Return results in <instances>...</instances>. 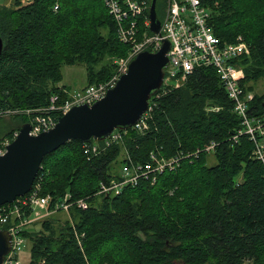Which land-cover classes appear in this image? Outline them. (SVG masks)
Segmentation results:
<instances>
[{
    "label": "trees",
    "instance_id": "16d2710c",
    "mask_svg": "<svg viewBox=\"0 0 264 264\" xmlns=\"http://www.w3.org/2000/svg\"><path fill=\"white\" fill-rule=\"evenodd\" d=\"M200 1L221 45L237 37L246 43L248 52L232 63L252 91L250 82L264 76V0ZM0 37V114L45 106L53 94L58 103L67 99L62 65H84L86 86L105 82L116 71L105 58L129 50L104 0L0 4ZM177 79L181 85L161 84L150 96L143 132L117 129L121 139L96 154L69 140L43 157L31 189L38 183L40 195L50 196L47 209L61 211L54 204L66 193L88 198V206L69 209L74 224L48 216L41 229L23 231L26 264H264V164L252 156L247 135L232 138L240 120L212 67ZM249 111L264 115V96L254 94ZM16 119L0 125V141L10 142L29 122L26 115ZM94 141L104 145L87 143ZM210 141L217 143L213 153L183 159L154 182L141 177L118 194L95 195L100 181L119 177L112 163L122 150V163L145 164L151 152L170 158Z\"/></svg>",
    "mask_w": 264,
    "mask_h": 264
},
{
    "label": "built area",
    "instance_id": "2783aa9c",
    "mask_svg": "<svg viewBox=\"0 0 264 264\" xmlns=\"http://www.w3.org/2000/svg\"><path fill=\"white\" fill-rule=\"evenodd\" d=\"M104 3L115 21L119 41L129 46L127 54L114 61L115 75L105 82L88 85L68 94L69 97L61 103H58L59 96L53 94L45 106L15 110L30 115L29 134L37 135L52 128L58 117L66 113L73 105H91L102 98L106 91L114 86L119 76L127 71L128 63L137 53L143 50L155 52L162 41L167 39L170 47L167 51L168 64L164 68L162 84L174 82L178 74L184 78L195 68L212 67L232 102L233 112L240 120L238 134L232 138L247 135L253 144L252 156L264 164V115L250 113L249 106L254 94L252 91L244 90L240 82V78L243 77L242 69L232 63L235 58L248 52L247 45L241 37L221 45L219 38L207 25L210 12L200 0H166L164 16L161 20L159 19L161 26L158 33L150 30V0H104ZM54 8H57V5ZM147 116L148 114L144 112L131 127L143 132L147 129ZM17 133L18 131L14 132V137ZM121 136L120 131L114 129L103 139L102 146L96 141L83 142L84 152L96 154L100 148L119 141ZM7 143L5 142V145ZM216 145V142L210 141L203 148L170 158L157 157L154 152H151L150 161L145 164L124 162L119 170V177L100 181L95 195L118 194L127 185H136L141 177H150L154 182L159 173L174 170L183 159L197 156L202 151L208 154L213 153ZM4 151L5 147L0 148V154ZM125 157L127 158V155ZM40 189L37 183L27 193L17 196L12 202L0 205V230H6L10 235V249L4 256L2 264H21L19 253L26 240L23 231L27 230V227L38 217L36 215L38 209L44 210L45 214L53 212L47 209L50 196L40 195ZM54 205V210L66 212L74 206L85 209L88 206V198L72 199L70 194L66 193Z\"/></svg>",
    "mask_w": 264,
    "mask_h": 264
},
{
    "label": "water",
    "instance_id": "95a60500",
    "mask_svg": "<svg viewBox=\"0 0 264 264\" xmlns=\"http://www.w3.org/2000/svg\"><path fill=\"white\" fill-rule=\"evenodd\" d=\"M157 0H150V30L158 33L160 20ZM0 37V53L2 49ZM170 43L164 39L155 52L140 51L128 63L114 86L91 105H73L60 115L55 125L37 135H30V124H22L17 135L0 154V205L27 193L43 157L69 140H102L114 129H127L147 111L149 98L158 91L168 64ZM10 249V235L0 230V264Z\"/></svg>",
    "mask_w": 264,
    "mask_h": 264
},
{
    "label": "rangeland",
    "instance_id": "374dc122",
    "mask_svg": "<svg viewBox=\"0 0 264 264\" xmlns=\"http://www.w3.org/2000/svg\"><path fill=\"white\" fill-rule=\"evenodd\" d=\"M14 0H0V4L5 5H11ZM23 3L26 0H21ZM166 3V0H157V16L161 20L164 16V4ZM118 57H106L105 60L114 62ZM116 73V71H115ZM113 74V76L115 75ZM61 80L59 82V85H64L68 89V93H74L76 91H79L80 89L84 88L86 86V69L84 65L82 64H74V65H62L61 66ZM113 76H111L109 79H111ZM107 79V80H109ZM106 80V81H107ZM183 82V79H176L173 84L174 86L176 84L181 85ZM252 86V93L256 94L257 96H264V76H261L256 81H251ZM20 115H26L30 117L29 114L21 111H12L4 114H0V125L6 124L10 122V118H12L13 121L17 122L16 116ZM18 131V130H17ZM5 142H7V139L4 138L0 141V148L5 147ZM124 157V150L120 153V155L116 158V160L112 163V167L115 171L119 172L122 165V158ZM208 162L213 163L214 158L212 155H208ZM36 215L38 216L36 219L33 220L32 224H30L27 227V230H38L41 229V223L43 219H55L56 222L61 223L64 222L65 219L70 220V224L73 223L70 210L68 212L66 211H58L53 212L49 214H45V211L42 209H38L36 212ZM74 224V223H73ZM29 251H30V241L25 240L24 246L22 248V251L19 253V259L21 264H26L29 260ZM248 264V263H245Z\"/></svg>",
    "mask_w": 264,
    "mask_h": 264
},
{
    "label": "bare ground",
    "instance_id": "6f19581e",
    "mask_svg": "<svg viewBox=\"0 0 264 264\" xmlns=\"http://www.w3.org/2000/svg\"><path fill=\"white\" fill-rule=\"evenodd\" d=\"M177 86H178V84L175 85V87H177Z\"/></svg>",
    "mask_w": 264,
    "mask_h": 264
}]
</instances>
